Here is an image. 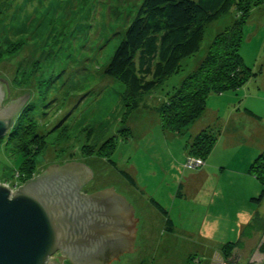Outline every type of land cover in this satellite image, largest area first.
Listing matches in <instances>:
<instances>
[{"label":"rangeland","instance_id":"374dc122","mask_svg":"<svg viewBox=\"0 0 264 264\" xmlns=\"http://www.w3.org/2000/svg\"><path fill=\"white\" fill-rule=\"evenodd\" d=\"M142 2L0 0L7 103L29 95L0 140V185L15 191L50 164L81 162L94 172L81 193L111 187L137 220L135 251L110 264H264L258 249L264 199L251 201L264 190L251 171L264 149L248 148L264 147V0H251L246 17L233 8L206 25L198 52L154 91L133 99L105 69ZM238 20L244 21L238 54L251 75L247 85L209 94L194 122L179 134L165 130L160 104L189 81L213 39ZM254 121L259 131L252 130ZM236 131L245 136L237 138ZM203 133L214 141L203 166L188 170L187 159L201 157L189 150ZM32 137L42 145L26 161L21 150L30 148Z\"/></svg>","mask_w":264,"mask_h":264},{"label":"trees","instance_id":"16d2710c","mask_svg":"<svg viewBox=\"0 0 264 264\" xmlns=\"http://www.w3.org/2000/svg\"><path fill=\"white\" fill-rule=\"evenodd\" d=\"M250 1L143 0L105 69L106 76L123 84L133 99L154 91L163 80L176 73L184 60L198 52L206 25L227 15L233 8L246 17ZM243 23L238 20L217 35L189 81L181 84L166 102L160 104V121L165 130L179 134L194 122L204 110L209 94L237 90L247 85L251 75L238 54ZM18 129L16 126L13 133ZM203 136V139H198L201 146L196 142L189 150V153L192 150L199 152L201 157L198 158L202 160L214 141L211 135L203 133ZM36 139L32 137L30 148L25 146L21 150L26 161L36 153L37 150L33 149L42 145L39 146ZM251 171L257 179L264 181V153L253 163ZM263 199L264 190L251 201L260 205ZM246 233L248 236L249 229ZM258 249L264 254V241Z\"/></svg>","mask_w":264,"mask_h":264},{"label":"water","instance_id":"95a60500","mask_svg":"<svg viewBox=\"0 0 264 264\" xmlns=\"http://www.w3.org/2000/svg\"><path fill=\"white\" fill-rule=\"evenodd\" d=\"M6 89L9 93L7 81L0 78V140L29 98L26 92L5 105ZM69 166L73 169L65 171ZM79 170L89 179L78 178ZM93 176L90 166L76 161L50 164L15 191L0 185V264H62L66 255L109 264L113 255L135 251L125 249V240L132 247L137 220L120 194L111 187L81 194ZM57 253L63 254L59 262L51 259Z\"/></svg>","mask_w":264,"mask_h":264},{"label":"flooded vegetation","instance_id":"af4514ba","mask_svg":"<svg viewBox=\"0 0 264 264\" xmlns=\"http://www.w3.org/2000/svg\"><path fill=\"white\" fill-rule=\"evenodd\" d=\"M7 103V102H6ZM5 105H8V103L7 104H5ZM71 169H73L72 168V166H69V167H67V169L65 170V171H71ZM52 171V170H51ZM74 171V170H73ZM50 172V171H49ZM46 174H48V173H46ZM45 174V175H46ZM59 174H60V172H59ZM76 175H78V178H80V179H82L83 181L84 180H87V179H89L88 178V176H89V174L87 173V172H85V171H83V170H79L78 171V173H76ZM75 177V176H74ZM83 188H84V185L82 186V188H81V192H82V190H83ZM82 194V193H81ZM83 195V194H82ZM110 197V196H109ZM103 198H108V197H103ZM115 202V201H114ZM116 203V202H115ZM117 204V203H116ZM131 222H133L132 220H131ZM134 226V224H131L130 226H128V227H130L129 229H130V232L132 231L133 232V230H134V228H135V226ZM135 231V230H134ZM132 235V234H131ZM127 239L125 240V249L126 250H129V249H131L132 247H130L129 246V243H130V239L128 238V237H126ZM128 253V252H127ZM127 253H124V254H122V255H120L121 257L120 258H118V256H119V254H115V255H113V257H111L110 259H108V261H109V264H110V262H112L113 261V263H115V262H117V261H119L121 258H122V256H125V255H127ZM62 255L63 254H61V253H58V254H56L52 259L54 260V261H58L59 262V260H60V258L62 257ZM66 257H67V261L69 262V264H90V263H93V262H95L94 264H104V263H101V262H99L98 260H93V259H81V258H72L71 256H68V255H66ZM112 263V264H113Z\"/></svg>","mask_w":264,"mask_h":264},{"label":"crops","instance_id":"0c3cea01","mask_svg":"<svg viewBox=\"0 0 264 264\" xmlns=\"http://www.w3.org/2000/svg\"><path fill=\"white\" fill-rule=\"evenodd\" d=\"M232 117H233V119H236L238 116L237 115H232ZM235 117V118H234ZM248 122H249V119H248ZM253 123V122H252ZM254 123H255V126L254 127H252L251 126V128H252V130H254V129H257L258 131H259V124H258V122H255L254 121ZM237 133H235V135L236 136H238L237 138H239V137H242V136H245V134L243 133V132H239V131H236ZM259 134V133H258ZM258 134H256V136L258 135ZM252 145H254V147H252ZM262 145L263 144H260V143H249L248 144V148H250L251 150H255L256 148H259V149H261V148H263L264 149V147H262ZM204 166H205V164H204ZM204 168L205 167H203V169L201 170V172L199 173V175H201L202 176V178L203 177H206V176H203V171H204ZM198 175V176H199ZM261 205V204H260Z\"/></svg>","mask_w":264,"mask_h":264},{"label":"built area","instance_id":"2783aa9c","mask_svg":"<svg viewBox=\"0 0 264 264\" xmlns=\"http://www.w3.org/2000/svg\"><path fill=\"white\" fill-rule=\"evenodd\" d=\"M203 166L202 159L199 158H188L185 164V168L188 170L199 169Z\"/></svg>","mask_w":264,"mask_h":264}]
</instances>
